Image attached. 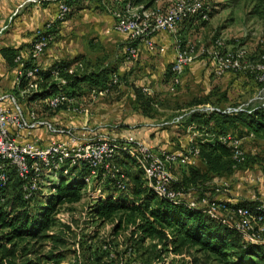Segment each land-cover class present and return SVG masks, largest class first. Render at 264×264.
<instances>
[{"label": "rangeland", "instance_id": "obj_1", "mask_svg": "<svg viewBox=\"0 0 264 264\" xmlns=\"http://www.w3.org/2000/svg\"><path fill=\"white\" fill-rule=\"evenodd\" d=\"M93 1L86 3V0H71L72 13L66 20L56 24L50 51L55 55L56 61L67 65L70 72L106 69L119 72L122 78L121 83L115 85L111 92L99 96V102L104 103V108L107 109L102 108V112L110 114L107 121H99L96 125L84 123L77 127L87 125L95 132L113 136L109 127L119 130L125 127L122 124L125 116L142 115L148 122L154 123L157 129L150 135L152 138L156 131L161 133V143L164 144L162 147L182 150L192 147L196 141L207 136L184 119L196 104L239 103L252 98L263 89L264 82L256 83L245 75L228 73L217 76L213 71L212 55L218 49L217 41L222 40L225 48L245 47L250 61L259 60L264 53V0H205L212 9L209 20L206 23L196 20L187 29L184 26L178 35L183 43L195 47L196 58L185 70L182 83L175 91L170 90L169 82H166L171 63L165 59V55L158 48L150 51L140 46L137 59H124L128 40L124 35L114 33L105 20L108 11L102 6V9L96 7ZM161 37L170 38L168 34L155 37L158 46H162ZM142 85L151 89V95L158 103V107H152L148 113L140 110V103L134 93V89L141 88ZM194 99H202L203 102L197 103ZM61 112L64 111L49 112L48 115L58 116ZM182 114L184 117L178 122H171ZM117 115H120L121 123L115 120ZM131 125L133 129L150 130L153 127L135 119ZM116 137L122 139V136ZM160 145L155 148L161 147ZM244 147L247 154L255 155L254 166L238 170L239 172L233 174L232 180L226 181L229 182L226 187L221 183L209 182L206 184L207 188L202 189L203 192L213 199H224V195L239 199L262 196L264 139L246 141ZM129 160L130 162L124 161L123 164L131 176L133 186L134 177L143 173L135 160ZM184 169L182 166L175 168L174 182L181 181ZM195 190L187 187L186 197H193ZM102 195L117 197L120 193L102 191ZM98 196L99 194H94L87 187L83 189L80 201L57 205L52 214L53 221L47 228L37 237L20 241L19 247L24 245L28 250L27 255L19 257L18 261L34 259L38 264H141L145 261L147 252L143 254L144 248L139 249L133 234L140 218L117 214L111 219H100L94 212ZM39 205L41 203L35 204L34 208ZM155 243L156 240L147 239L145 248L151 249ZM172 249L167 248L165 256L174 264L217 261L214 256H207L195 248L185 247L177 253ZM258 264H264V260Z\"/></svg>", "mask_w": 264, "mask_h": 264}, {"label": "built area", "instance_id": "obj_2", "mask_svg": "<svg viewBox=\"0 0 264 264\" xmlns=\"http://www.w3.org/2000/svg\"><path fill=\"white\" fill-rule=\"evenodd\" d=\"M97 1L112 14L114 18L112 29L127 37V60L139 57L141 45L150 51L156 50L155 37L159 34L165 33L173 38L175 54L170 64L169 85L170 90L175 91L182 83L185 70L196 58L195 47L183 43L178 38L179 32L185 23L190 22L192 25L196 20H209L212 11L209 4L205 0H156L153 6L146 7L143 3H136V0ZM71 12L72 7L65 0L61 1L55 17L36 30L28 56L22 54L16 56L18 69L16 87L20 89L21 96L32 89H37L38 74L43 69L41 59L54 37L49 31L56 22L66 20ZM217 48L212 55L213 71L217 76L234 73L248 78L247 74L250 73L254 75L256 81L264 82V53L259 60L250 61L245 47L227 49L224 41L218 40ZM23 81H27L25 88H21ZM118 83H121L120 75L114 74L109 86L112 88ZM141 88L143 93L152 94L148 86ZM109 92L110 87L105 89L95 87L88 91L87 99L94 101ZM6 97L10 99V104L0 105V186L8 180L6 164L14 165L19 176L25 181L24 196L27 199L40 191L49 193L55 182L87 166L88 172L84 176L85 189L89 187L94 194H102L104 183L112 179L119 189L126 190L128 178L117 164L116 158L119 155H127L129 159L139 164L144 180L158 196L175 202L184 201L192 208L203 210L212 219L236 229L248 242L264 244V193L261 197L254 195L252 199L257 201L258 205L253 209L227 199H213L210 195L200 194L197 190L193 192L196 193L193 197L187 198L185 190L174 186L175 168L198 164L199 147L192 145L182 150H155L134 134L119 139L114 135L95 132L87 125L77 127L58 124L48 115L49 112L61 109L75 115L86 114L88 109L81 102L83 96H70L58 91L36 99L29 108H26L15 94ZM257 105L264 106V87L243 102L229 103L225 107L199 104L191 111L233 114L252 111ZM183 117V114L177 116L171 122H178ZM40 128H44L53 136L63 135L67 139L51 138L45 141L36 134V130ZM253 138V133L239 136L230 132L219 136L223 143L232 148L233 157L237 162L245 159L244 144ZM227 184L228 182H225L222 186L226 187Z\"/></svg>", "mask_w": 264, "mask_h": 264}, {"label": "trees", "instance_id": "obj_3", "mask_svg": "<svg viewBox=\"0 0 264 264\" xmlns=\"http://www.w3.org/2000/svg\"><path fill=\"white\" fill-rule=\"evenodd\" d=\"M65 1L73 8L71 0ZM155 2L156 0H136V3H143L146 7L153 6ZM201 22L206 23L207 20ZM57 23L49 31L53 35ZM184 26L187 29L191 26L190 22L185 23ZM3 54L10 66L17 65L15 59L19 53L14 48H4ZM124 57L126 59V56ZM114 74L118 72L106 69L70 72L64 62L56 61L49 68L40 71L37 89H32L21 96L20 89L15 87L14 94L25 103L26 108H29L36 99L58 91L81 97L95 87L99 89L110 87L112 90L115 85L111 88L109 84ZM167 74L166 82H169L171 65ZM247 76L256 83H263L256 81L254 75L250 73ZM26 84L27 81H23L21 88H25ZM226 96L228 101V94ZM135 97L140 103L141 111L148 113L152 107H158L154 96L143 93L140 87L135 88ZM194 101L203 102L202 99H194ZM229 103L219 105L214 103V105L225 107ZM199 104L201 103L196 105ZM184 119L188 124L197 126L198 130L207 136L193 144L200 149L199 162L196 165H181L185 169L181 181L174 182L176 188L186 190L187 187H192L198 192L200 190V194H206L202 189L207 188L206 184L214 178L230 177L240 169L254 166L255 155L246 153L245 159L237 162L233 157L232 148L223 143L219 136L230 132L239 136L253 133L252 140L264 139V106L257 105L252 111L233 114L193 110ZM124 161L130 162L127 155L117 156L116 162L128 178V188L119 189L115 182L111 181L112 179L107 180L103 191L118 192L120 195L103 197L100 193L96 198L94 212L102 220L111 219L117 214L140 218L133 229V234L139 249L144 248L143 254L147 252V258L141 264H174L165 256L166 249L170 247L176 253L185 247L195 248L198 252L214 256L217 260L215 263L204 261L200 264H258L264 260V244L248 242L236 229L212 219L203 210L192 208L184 201L175 202L158 196L147 185L141 174L134 177L132 186L131 176L124 169ZM5 171L8 180L0 186V264H38L34 259L18 261L19 257L27 255L28 250L24 245L19 247L20 241L37 237L47 228L53 221L52 214L57 205L75 203L82 199L83 189L86 186L84 176L88 172V167L83 166L73 175L61 178L50 187L53 189H50L49 193L40 191L29 199L24 196L25 181L19 176L17 168L6 164ZM139 201L141 203H138ZM37 203L41 205L34 208ZM257 203L254 200L238 202L253 209L258 205ZM147 239L156 240L151 249L145 248ZM181 264H189V262Z\"/></svg>", "mask_w": 264, "mask_h": 264}, {"label": "crops", "instance_id": "obj_4", "mask_svg": "<svg viewBox=\"0 0 264 264\" xmlns=\"http://www.w3.org/2000/svg\"><path fill=\"white\" fill-rule=\"evenodd\" d=\"M63 0H0V105H9L10 99L6 96L14 94V89L16 87V77H17V65L10 66L8 61L6 60L3 49L6 47L14 48L19 54L27 57L29 54V49L33 43L36 30L43 27L45 23L51 19H53L58 10L59 3ZM86 0V3H89ZM97 0H94L95 6L101 8V5L96 3ZM102 9V8H101ZM108 16H105L106 23L111 28L114 25V18L111 13L108 12ZM184 28V27H183ZM114 33L121 34L117 31ZM165 34V33H164ZM124 35V34H121ZM160 35V34H159ZM158 35V36H159ZM125 36V35H124ZM157 36V37H158ZM167 36V35H166ZM127 39V37L125 36ZM157 39H155L156 42ZM160 41H162V46H157L160 50L163 48L164 50H160L165 55V59L172 63L174 59V41L170 36L161 37ZM159 44V43H158ZM143 46V45H141ZM144 47V46H143ZM56 61L55 55L50 51V47L45 55L41 59V65L43 69L49 68ZM120 75V73L118 72ZM143 86V85H142ZM147 86V85H146ZM135 90V89H134ZM135 93V92H134ZM134 93L132 96H134ZM83 95L81 102L84 103L85 107L88 109V112L83 115H75L66 109H61V112L58 116H51V118L56 122L60 120L62 123L70 124L67 126H77L84 123H90L96 125L97 122H106L109 112H102V108H104V103L99 102V97H97L94 101L87 99L88 93ZM2 97V98H1ZM21 102L25 105V103L21 100ZM106 109V107L104 108ZM107 110V109H106ZM71 116V117H70ZM140 120L147 125L153 126L150 130H146L144 128H131L132 120ZM117 123H121L120 115L115 117ZM59 122H56L60 124ZM125 127H121L119 130H115L109 127L110 132L114 136H127L129 134H134L137 138L142 140L144 143L154 148L155 150L165 149L162 147L164 144L161 143L160 132L156 131L155 136L152 138L150 135L153 134L154 130H157L154 123L148 122L144 116H125L122 121ZM122 125V126H123ZM36 134L39 135L45 141H49L51 138H58L66 140L67 137L63 135L53 136L48 133L44 128H40L36 130ZM161 144L159 148H155ZM239 172V171H238ZM143 177V174H142ZM234 175L230 177H216L211 182L215 184H223L225 181L232 180ZM239 177V176H238ZM210 182V183H211ZM229 183V182H228ZM218 186V185H217ZM224 199H227L231 202H242V201H251L250 199H239L233 196L224 195Z\"/></svg>", "mask_w": 264, "mask_h": 264}]
</instances>
